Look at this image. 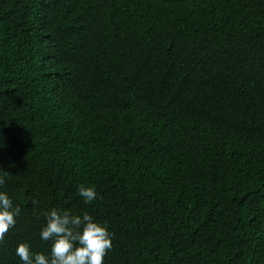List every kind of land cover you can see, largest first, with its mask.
Masks as SVG:
<instances>
[{"label":"trees","instance_id":"obj_1","mask_svg":"<svg viewBox=\"0 0 264 264\" xmlns=\"http://www.w3.org/2000/svg\"><path fill=\"white\" fill-rule=\"evenodd\" d=\"M78 1L0 0V264L53 208L104 264H264V0Z\"/></svg>","mask_w":264,"mask_h":264},{"label":"clouds","instance_id":"obj_2","mask_svg":"<svg viewBox=\"0 0 264 264\" xmlns=\"http://www.w3.org/2000/svg\"><path fill=\"white\" fill-rule=\"evenodd\" d=\"M84 6L88 0H79ZM70 23L77 24L84 30L81 12L63 14ZM81 33V37H85ZM5 175L7 172L0 169ZM5 183L0 175V185ZM79 195L87 204H91L97 193L92 187L80 186ZM38 201H33L37 204ZM20 207L14 206L13 201L5 192H0V243L17 224L16 217L20 214ZM46 226L42 228L40 237L43 241H51L50 255L42 252L33 253L30 245L20 243L15 254L23 264H104V258L112 248L111 235L104 225L95 222L88 213L74 215L68 210L53 208L46 215Z\"/></svg>","mask_w":264,"mask_h":264}]
</instances>
